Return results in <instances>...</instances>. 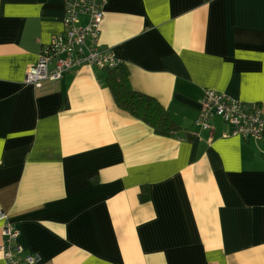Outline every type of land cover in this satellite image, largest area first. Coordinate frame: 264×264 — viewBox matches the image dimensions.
<instances>
[{
    "label": "crops",
    "instance_id": "0c3cea01",
    "mask_svg": "<svg viewBox=\"0 0 264 264\" xmlns=\"http://www.w3.org/2000/svg\"><path fill=\"white\" fill-rule=\"evenodd\" d=\"M103 12L100 49L180 128L159 136L119 109L97 66L25 83L63 4L0 0V246L8 222L38 264H264V143L223 138L218 117L195 125L206 89L264 102V0Z\"/></svg>",
    "mask_w": 264,
    "mask_h": 264
},
{
    "label": "built area",
    "instance_id": "2783aa9c",
    "mask_svg": "<svg viewBox=\"0 0 264 264\" xmlns=\"http://www.w3.org/2000/svg\"><path fill=\"white\" fill-rule=\"evenodd\" d=\"M63 4V30L51 36L43 46L37 60L25 72L24 82L41 88L44 81H56L71 69L83 65L99 68L118 62L111 53L99 47L103 5L107 0H61ZM87 16L86 24L79 17ZM53 63L52 67L49 64ZM218 117L228 124L223 138L236 137L256 143L264 142V102H243L225 94L206 89L195 125L209 129L210 119ZM5 214L0 212V222ZM19 230L11 223L2 226L3 242L0 251L6 264H38L39 256L23 250L17 242Z\"/></svg>",
    "mask_w": 264,
    "mask_h": 264
},
{
    "label": "trees",
    "instance_id": "16d2710c",
    "mask_svg": "<svg viewBox=\"0 0 264 264\" xmlns=\"http://www.w3.org/2000/svg\"><path fill=\"white\" fill-rule=\"evenodd\" d=\"M103 78L112 93L117 107L142 121L159 136L172 137L180 128L169 112L153 96L136 91L129 80V70L120 61L112 66H104ZM264 143V142H263ZM98 180L94 177L92 181ZM149 198L148 189L140 196L141 201Z\"/></svg>",
    "mask_w": 264,
    "mask_h": 264
},
{
    "label": "rangeland",
    "instance_id": "374dc122",
    "mask_svg": "<svg viewBox=\"0 0 264 264\" xmlns=\"http://www.w3.org/2000/svg\"><path fill=\"white\" fill-rule=\"evenodd\" d=\"M60 33V32H59ZM58 34V33H57ZM55 35V34H54ZM43 48V47H42ZM41 51V50H40ZM40 53V52H39ZM119 61V60H118ZM243 102H250V103H256V102H252V101H243ZM244 143V142H243ZM247 145H249L250 147H252V144L246 143ZM18 242V241H17ZM19 245L21 246V248L24 250L23 246L19 243Z\"/></svg>",
    "mask_w": 264,
    "mask_h": 264
}]
</instances>
